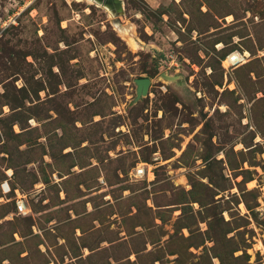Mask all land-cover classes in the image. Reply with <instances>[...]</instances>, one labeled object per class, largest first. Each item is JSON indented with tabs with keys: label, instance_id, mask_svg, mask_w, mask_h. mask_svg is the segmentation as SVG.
I'll use <instances>...</instances> for the list:
<instances>
[{
	"label": "rangeland",
	"instance_id": "obj_1",
	"mask_svg": "<svg viewBox=\"0 0 264 264\" xmlns=\"http://www.w3.org/2000/svg\"><path fill=\"white\" fill-rule=\"evenodd\" d=\"M119 1L0 0V264H264V0Z\"/></svg>",
	"mask_w": 264,
	"mask_h": 264
},
{
	"label": "bare ground",
	"instance_id": "obj_2",
	"mask_svg": "<svg viewBox=\"0 0 264 264\" xmlns=\"http://www.w3.org/2000/svg\"><path fill=\"white\" fill-rule=\"evenodd\" d=\"M92 1H95L103 6H106L108 9L109 8L112 9L113 12L115 13H121L122 11L121 2L119 0H92ZM228 59L230 62H233L235 60L234 57H229Z\"/></svg>",
	"mask_w": 264,
	"mask_h": 264
},
{
	"label": "water",
	"instance_id": "obj_3",
	"mask_svg": "<svg viewBox=\"0 0 264 264\" xmlns=\"http://www.w3.org/2000/svg\"><path fill=\"white\" fill-rule=\"evenodd\" d=\"M134 83L136 85V94L144 95L147 89L148 81L146 79H137Z\"/></svg>",
	"mask_w": 264,
	"mask_h": 264
},
{
	"label": "built area",
	"instance_id": "obj_4",
	"mask_svg": "<svg viewBox=\"0 0 264 264\" xmlns=\"http://www.w3.org/2000/svg\"><path fill=\"white\" fill-rule=\"evenodd\" d=\"M0 188H1V191H2L3 193H5V192L7 191V185H6V183H3V184L0 186ZM16 209H17V211H18L19 213L22 212V208H21V206H20L19 204L16 205Z\"/></svg>",
	"mask_w": 264,
	"mask_h": 264
}]
</instances>
